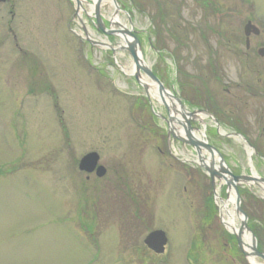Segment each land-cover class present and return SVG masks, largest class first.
I'll return each instance as SVG.
<instances>
[{
	"label": "rangeland",
	"instance_id": "obj_1",
	"mask_svg": "<svg viewBox=\"0 0 264 264\" xmlns=\"http://www.w3.org/2000/svg\"><path fill=\"white\" fill-rule=\"evenodd\" d=\"M15 1L11 32L0 4V264H245L234 236L220 223L209 180L190 169L195 165L182 163L184 155H176L172 143L163 153L166 125L147 102L135 104L144 97L142 87L113 66L109 50L75 35H83V23L92 39L102 38L93 18L81 12V20L74 19L73 0ZM142 3L145 13L133 7L131 21L140 32V52L175 94V61L188 52L176 42L177 28L184 22L197 25V19L192 14L179 19L174 4ZM232 4L246 9L238 0ZM159 7L166 17L157 15ZM182 9L194 10L192 4ZM112 13L113 7L104 5L105 21ZM119 18L128 25L124 13ZM166 28L174 37L167 38ZM179 30L180 36L187 33L193 53L192 32ZM159 32L167 43L163 59L151 47L162 46ZM116 58L129 73V54L121 51ZM186 64L190 67V61ZM151 103L165 115L162 106ZM214 141L233 173L249 174L253 167L264 177L262 157L249 162L240 143ZM90 152H97L107 169L103 179L91 175L87 180L77 169ZM239 188L247 224L258 232L264 252V189ZM218 192L227 199L225 186ZM157 229L168 237L162 255L143 242Z\"/></svg>",
	"mask_w": 264,
	"mask_h": 264
},
{
	"label": "flooded vegetation",
	"instance_id": "obj_2",
	"mask_svg": "<svg viewBox=\"0 0 264 264\" xmlns=\"http://www.w3.org/2000/svg\"><path fill=\"white\" fill-rule=\"evenodd\" d=\"M144 1L174 4L179 19L190 14L197 19V25L184 22L185 27L179 25L177 28L178 46L182 52L186 48L188 51L178 60L177 92L181 102L216 117L220 125L239 131L244 142L264 150V24L254 16L252 0H238L240 6L246 7L242 11L231 6L236 0H116L123 13L131 12L134 2ZM186 4H192L194 10L182 9ZM16 5L15 0L1 3L2 18L10 17L6 27L10 32V24L16 18ZM163 9L160 7L157 15L166 17L168 13ZM70 24L69 19L68 28ZM247 24L255 26L260 33ZM179 29L192 32L196 41L193 53L187 33L180 36L183 32ZM164 33L169 38L167 28ZM189 61L190 67L186 64ZM252 107L254 111H250ZM252 115L254 120L249 119ZM254 130L257 133L253 134Z\"/></svg>",
	"mask_w": 264,
	"mask_h": 264
},
{
	"label": "water",
	"instance_id": "obj_3",
	"mask_svg": "<svg viewBox=\"0 0 264 264\" xmlns=\"http://www.w3.org/2000/svg\"><path fill=\"white\" fill-rule=\"evenodd\" d=\"M100 2L101 0H98V2H96L95 5V15H96V19L99 25V28L103 31L106 32L101 20H100ZM255 3V11H256V17L260 20H262L264 22V0H254ZM78 7H80L79 2L76 3ZM108 34H113L112 31L107 32ZM123 34L132 36L134 38V36L130 33V32H126V31H122ZM137 40L134 38V42L132 44H128V49L126 48L127 52L130 53V55L133 58V63L135 65V69H136V73H135V77L138 80L140 77V73L139 72H143L147 75V77L149 78V80H151L154 84L157 85L158 88V92L159 95L161 96L162 101L164 102V96H169L168 92L166 91V89L164 88V86L162 85V83L152 74V72H150L151 70L144 64V62L141 60V58L138 56V47H137ZM143 87L146 91V93H148V86L146 84H143ZM167 106V105H166ZM168 110V119L166 121V123L169 126V135H172L174 138L181 140L183 143H187L190 146L194 147L197 151V153L199 154V160L202 163V166L205 168V171L208 172L211 180H212V186L214 188V183H215V178L216 179H224L225 182L229 187H233L235 191H233L235 193V198H236V204H235V209L238 215H241L243 217V219L240 221L241 222V228L239 230L238 233H234L238 246L240 248L241 253L244 254V256L249 259V258H259L261 259V261H264V254H262V252L260 253L257 248H256V241L254 237H250V242L251 245L247 246L248 250L245 249L243 247V243L241 240V236H242V232L244 229L248 230V228L246 227V221H247V216L244 212H242L243 210L240 208V196L239 193L237 192V186L236 184L240 183V182H247V181H252V182H260V183H264V179H258L254 178V177H247V176H234L227 168L224 167V161L221 158L220 154L217 152V150L214 147H211L207 144H205V142H199L197 140L194 139V137L192 136L191 133V125L190 122L191 119L193 118L194 114H189V116H186L184 114H182V117L185 119V122L187 124V126L184 125V132L185 135L187 137V140H183L182 138H177V136L173 133V124L174 123H178L180 125L181 122H179L176 118H174L170 112V109L167 107ZM176 112V111H174ZM201 148H203L204 150L206 149L207 152L210 153L211 155V161H210V165H206L203 163L202 157H201ZM214 152L217 153L218 157H219V169L217 170L215 167V161H214ZM99 161V156L96 153H92V154H88L87 156L83 157V159L80 161L79 164V168L81 171H85L87 173H92L95 170V167L97 166V163ZM106 171L103 167H98L96 170V175L98 177H102L105 175ZM226 175V176H224ZM249 231V230H248ZM144 243L147 245V248L153 250L154 252H156L157 254H162L164 252V249L167 244V238L164 232L162 231H155L150 233Z\"/></svg>",
	"mask_w": 264,
	"mask_h": 264
},
{
	"label": "bare ground",
	"instance_id": "obj_4",
	"mask_svg": "<svg viewBox=\"0 0 264 264\" xmlns=\"http://www.w3.org/2000/svg\"><path fill=\"white\" fill-rule=\"evenodd\" d=\"M82 3H84V0H79ZM93 1H96V0H93ZM104 4H109V0H105ZM81 9L79 11V13H81ZM113 21V24H120V20H119V17H114L112 19ZM125 73L124 74H131L130 72H126L124 71ZM132 72V71H131ZM151 98L155 101V103H158V104H161V99L157 93V90H156V87L154 88H151ZM165 100L169 103V104H175L177 105L176 102H174V99L173 100H170L169 98L165 97ZM254 175H255V172L253 171ZM219 194V192H217ZM218 199H217V202L219 204V207H220V213L222 214V219H223V222L225 223V227L231 231V232H237L238 231V227L236 228V225H237V221H238V216L235 212V205H234V195H233V192L230 193L229 195V198H228V201H221L219 199V196H217ZM251 263H254V264H257L256 260L255 259H252L250 258L249 259Z\"/></svg>",
	"mask_w": 264,
	"mask_h": 264
}]
</instances>
